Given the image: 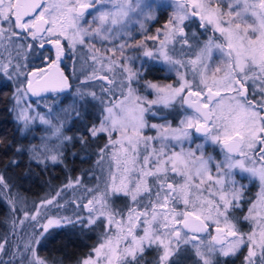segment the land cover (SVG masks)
<instances>
[{
	"label": "snow or ice",
	"instance_id": "obj_1",
	"mask_svg": "<svg viewBox=\"0 0 264 264\" xmlns=\"http://www.w3.org/2000/svg\"><path fill=\"white\" fill-rule=\"evenodd\" d=\"M171 6L173 15L150 34L146 25L159 19L147 0H0V75L15 84L17 133L38 125L47 133L39 146L0 138V148L30 154V164L46 171L64 163L75 140L95 148L99 172L93 187L70 179L30 209L9 196L13 234L23 235L20 243L0 239V254L9 256L0 264H68L67 256L41 254L58 238L52 229L95 239L72 264H236L240 257L264 264V0ZM178 47L193 57L176 58ZM37 52L40 63L30 66L27 53ZM73 57L79 70L66 64ZM157 64L173 83L147 80L146 66ZM43 94L58 103L40 114L28 98ZM69 101L75 120L100 110L79 137L67 134L68 109L60 105ZM237 175L259 182L255 198ZM76 186L86 195L72 202L73 212L49 215ZM12 187L0 173V196Z\"/></svg>",
	"mask_w": 264,
	"mask_h": 264
},
{
	"label": "trees",
	"instance_id": "obj_2",
	"mask_svg": "<svg viewBox=\"0 0 264 264\" xmlns=\"http://www.w3.org/2000/svg\"><path fill=\"white\" fill-rule=\"evenodd\" d=\"M12 106L11 85L10 83H1L0 138L3 139L4 144L11 143L17 147L21 145L29 147L38 143L39 135L42 131L38 126H34L36 128L35 131L25 134L17 133V124L14 119L15 113L10 111ZM99 114L100 110L96 107L91 109V114L87 117L82 114L80 120L72 118L68 125L71 127V131L67 134L73 137L84 135L85 124L94 123ZM64 155L65 159L62 165L49 166L44 171L41 167L30 164V154L19 156L14 151H9L6 147L0 148V173L5 176V180L10 185H15L10 192L6 189L5 193L0 196V239L7 237L13 243H20V235H23L20 228L15 229L18 235L13 234L12 216L7 203L9 196L15 197L19 195L23 197L27 207H29L28 205H32L33 202H38L44 197L54 194L59 188H63L70 179L80 177L85 187L90 186V183H96L95 177L98 176V171L96 170L97 158L94 147L82 150L81 144L76 143L74 140L73 145L68 147ZM13 159L23 160V163L19 167L9 166L10 161ZM70 191L72 192V190ZM70 191L65 193L67 194ZM24 228L28 232L32 230L29 222L24 225ZM51 231L56 233L58 238L49 243L41 254L44 256H67L68 264H72L77 256L83 255L88 251V248L84 247L85 242L87 244L95 243V239L82 242L69 233L61 232L57 229H52ZM8 248L9 246L5 245L6 252ZM147 258L150 259V255ZM2 260L8 261L9 256L2 254ZM189 264H192V262L189 261Z\"/></svg>",
	"mask_w": 264,
	"mask_h": 264
},
{
	"label": "flooded vegetation",
	"instance_id": "obj_3",
	"mask_svg": "<svg viewBox=\"0 0 264 264\" xmlns=\"http://www.w3.org/2000/svg\"><path fill=\"white\" fill-rule=\"evenodd\" d=\"M147 2L157 5L156 14H157V17L159 19V23H154V25H146L147 27L151 28L150 34H155L156 29L157 28H163V26L167 22L168 18L173 15L174 7L171 6V0H147ZM193 30L196 31V29H193ZM133 35H136V33H133ZM201 39H203V37H201ZM45 47H46V49H48V51L45 52V55H50L51 51H52L51 47L48 45H46ZM96 47L99 48L101 46H100V44H97ZM83 54H84L83 60L86 61L87 55H86V53H83ZM193 55L194 54L192 52H188V51L182 52L179 49V47L177 48V52H176L177 58H185L186 59V58L193 57ZM39 63H40V61L36 58L34 64H39ZM70 63H73V60L72 61L66 60V64H70ZM31 65L32 64H30V66ZM62 67L65 68V72L67 73L68 69L65 66V64H62ZM87 67H88V65L85 63L84 68L86 69ZM146 68H149V70L145 72V76H146L148 81H152V82L163 81V80H165V77L168 76V72L166 70H164V68L158 64L154 65V66H146ZM95 82H97V85L101 84L100 81H95ZM95 82H93L92 85H95ZM52 95H55V94H44L43 98H45V97L49 98ZM30 98L32 101L43 99L41 97H36V96H32ZM213 154L217 160H219L222 156V154L218 155L215 150H213ZM245 176H247V174H245ZM235 178L240 183L246 185V195H248L250 199L255 198L258 195V193L260 192V185H259L258 181L249 180L247 178L241 179V177L239 175H237ZM245 230H247V227H245ZM236 264H242L241 257L236 260Z\"/></svg>",
	"mask_w": 264,
	"mask_h": 264
},
{
	"label": "rangeland",
	"instance_id": "obj_4",
	"mask_svg": "<svg viewBox=\"0 0 264 264\" xmlns=\"http://www.w3.org/2000/svg\"><path fill=\"white\" fill-rule=\"evenodd\" d=\"M77 52L79 53V56L83 60V56H84L83 53L84 52H80L79 49H77ZM27 55H28V60H29L30 64H34L35 59L39 56V53L37 52L35 56L32 55L31 53H27ZM176 58H177V56H176ZM74 62L76 63V67L79 70V68L81 67L80 61H77L76 58L73 57V63ZM170 75H172V74L168 73V76H170ZM81 79H83V77H81ZM173 82L174 81L171 80V79H165L163 81H156L154 83L164 84V83H173ZM1 83L2 84L3 83H10V85H11V96L13 97V92H14V88H15L14 82L7 81L4 76L0 75V84ZM99 85H97V82H95V85H92V88H91V90L97 91L98 95L100 94ZM77 86H79V85H77ZM28 99L30 101H32L31 98H28ZM55 103H58V102L53 100V99H51V98L45 97L43 99L35 100L34 103H31V108L34 109L36 112H38L40 114H44L45 106L47 105L48 107H51ZM71 103L72 102L69 101L68 103L60 105V107H62L64 109H68V125H69V122H71V119L74 118L73 115L71 114V108H70ZM153 122H156V121H153ZM38 127H40L42 129L41 134L39 135L38 143L32 144L31 146H39L41 144V142H42L41 138L44 137L45 135H47V133L44 131L45 126L38 125ZM149 134H154V132L153 133H149ZM208 152L211 153L214 156L212 148H209ZM221 159H223V156H221V158L219 160H221ZM219 160H217V161H219ZM97 174L99 176V172ZM94 184L95 183H90V186L88 185L86 187L91 188V187H93ZM59 189H61V188H59ZM70 190H72V192ZM66 191H70V192L66 194L65 193ZM84 195H86V193H84L83 188L80 187V186H76L74 188L66 189L65 191H63L61 193V196L57 198L59 200V203L63 204L64 207L62 209H57L55 207L49 206L51 208V212L49 213V215H53V214H71L73 212V210H74V204L72 202L74 200L78 202L79 198L81 196H84ZM28 206H29L28 207L29 209L32 207V205H28ZM26 223H27V221L25 222V224ZM0 257H2V254H0ZM150 259H152V257ZM241 259L243 260V257H241Z\"/></svg>",
	"mask_w": 264,
	"mask_h": 264
},
{
	"label": "water",
	"instance_id": "obj_5",
	"mask_svg": "<svg viewBox=\"0 0 264 264\" xmlns=\"http://www.w3.org/2000/svg\"><path fill=\"white\" fill-rule=\"evenodd\" d=\"M44 95V94H43Z\"/></svg>",
	"mask_w": 264,
	"mask_h": 264
}]
</instances>
